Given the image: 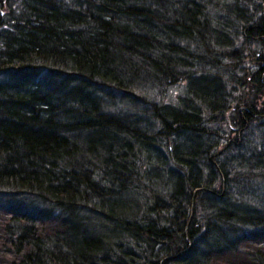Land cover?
Instances as JSON below:
<instances>
[{"label":"trees","instance_id":"1","mask_svg":"<svg viewBox=\"0 0 264 264\" xmlns=\"http://www.w3.org/2000/svg\"><path fill=\"white\" fill-rule=\"evenodd\" d=\"M259 181L264 0H0V264H264Z\"/></svg>","mask_w":264,"mask_h":264},{"label":"rangeland","instance_id":"2","mask_svg":"<svg viewBox=\"0 0 264 264\" xmlns=\"http://www.w3.org/2000/svg\"><path fill=\"white\" fill-rule=\"evenodd\" d=\"M183 89H184L183 84H178V85H175V86L169 88L168 90H166V92L163 93V100L165 102H171V101H173L174 99L177 98V96L180 93H182ZM254 129H255L256 132L259 133V130H258V128L256 126H254ZM254 134H256V133H254ZM257 184L259 185L258 186V189L262 192V185L264 184V182L263 181L262 182L259 181V182H257ZM205 249L206 248L203 247V249L200 250V251H202L200 253L201 254L205 253ZM150 260L151 259H147V263L152 264V261H150ZM136 262H137L136 264H143L146 261L144 259H142V258L141 259L138 258Z\"/></svg>","mask_w":264,"mask_h":264}]
</instances>
